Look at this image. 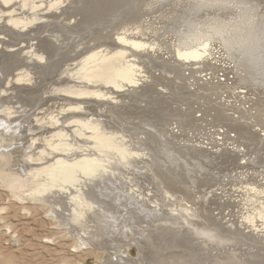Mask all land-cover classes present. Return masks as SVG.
Returning <instances> with one entry per match:
<instances>
[{"label": "rangeland", "instance_id": "obj_1", "mask_svg": "<svg viewBox=\"0 0 264 264\" xmlns=\"http://www.w3.org/2000/svg\"><path fill=\"white\" fill-rule=\"evenodd\" d=\"M2 1L3 0H0V9H2L0 10V14H8L7 12L11 11L19 12L20 10H25L27 14L30 11H40L42 8L41 11L43 10L42 12L44 13L40 12L38 15H42L44 19L41 18L40 20L42 22L38 20V22L32 24L33 26L30 25L29 27H33V30L31 28L29 30V27H27L25 29V31H27L25 32L26 35L24 32L15 35L11 32L15 28L10 26V24L8 25L9 28L5 26L8 24L6 23L8 20L5 17L3 19L4 22L1 19L0 51L3 49L6 54H12L10 57L8 55L5 56L6 54L4 52H2L3 55L0 53V56L2 55L0 58V85H3L0 87V90L5 87L7 83L5 81L9 79L8 76H12L13 78L16 77L23 65H26V59H24L26 53L24 51L28 47V50H32L33 46L30 45L37 43L35 45L36 47L34 46L35 50L37 48L36 52L39 50L38 53H42L41 56L45 55L46 59L41 61L42 63L37 60L36 63L35 60L37 57H35V59L33 56L34 59L30 61V63H27L29 69L24 65L27 70H30V72L33 71L32 73L34 76L40 70L44 72L42 75L37 74L41 77L40 81L37 83L39 86L37 87L36 85V89H34L35 87L33 89L28 88V90H30L28 91L26 90L27 87L26 89L24 87L23 89L26 90L25 92L19 89L16 93L17 96L15 94L16 97L14 98L7 99L6 96H0L1 99H4L2 101L3 105L0 104L1 129L6 124L12 128L14 125L20 123L22 129H24V126H26L31 119L34 120L32 126H35L25 128L22 133L24 136L21 140H13L14 138H11V140L9 137L3 138L0 135V144H3V146H0V151L3 148L13 149L14 146L19 145L18 143H26L24 147L21 148L20 152L11 156L10 160L7 157L0 160V264H108V260L114 259L115 261L116 259L115 255H112L114 251L111 247L117 246V243L106 244L108 246L105 248L85 245L83 240L76 235L77 233L84 234L81 232L82 230L80 231L81 228H79V224L74 223V221L70 219L72 220L70 224L74 226L70 224L68 226V218H63L55 212L56 209L60 208L59 204H65L67 199L63 198V196L62 198L57 196L53 198L50 197L51 199L45 195L43 197V195H40L39 188L34 183L33 177H36L34 169H30L29 172L25 174L22 173L23 171L19 167L20 158L31 154H25L24 152L26 149H29L27 145L31 141L37 140L38 135H41L43 131H47L46 129H48V125H43L41 122H38V120H35L36 115H38V110L45 107L46 112L50 111L49 113H53L58 111L57 106L59 107L60 103L68 102L69 106L68 108L66 107V112L64 111L60 115L61 117H66L67 115V117H70L72 114L80 115L84 113L78 109H73L74 107H71V105L73 106L76 103L84 106L93 104L90 99L93 100L94 98L91 96H83L81 98L75 97L73 99V96L69 95L71 98L66 99V96L68 97L67 94L61 91H53L51 88H56L58 86L63 87L67 84V81L68 84H71L74 79L68 77V75L71 76L70 65L80 63L88 53L95 50H110V56L115 58L116 62H114L116 65L120 64V67L121 65L126 66L125 64L131 62L135 64L134 67H136V71L133 73L135 76H133V78L139 80L138 84L136 86H129L125 82L127 85L125 84L120 91L114 93L119 96H121V93L123 95L128 93V95L126 94L125 96L122 95L119 97L121 99L120 102H124V104L120 103L123 105L122 107L118 105V107L116 105L114 106L116 109H119V111L114 108V112H112L111 105L113 106V104H110V110L109 108L105 109L103 101L105 100V102H107L106 99L102 100V103L99 102L102 104L101 108H98L99 103L95 104L94 107H97L96 113H103L108 109L107 112L104 113L106 114L105 118L108 122L110 120L109 124L117 125L120 124L121 120H124L126 123L129 121L127 125L129 124L128 129L130 132H134L133 126L135 125L137 126L135 130L138 131V133H136L138 137H140V134L144 133L148 135V137H142L146 142L141 143L139 148H150L154 159L155 156H160V158H158L162 163H153L149 165V167L157 171L159 170L158 172L160 175L163 173V179L169 178L167 172L168 170L172 171V165H174L171 163L178 161L181 165L173 166L175 169L173 168V172H171L172 175H177L179 178L188 174L186 176L188 179H185L186 182L188 183L191 181L188 184L190 186L192 185L191 187L194 190L197 186V192L201 191L198 193L200 195L202 193L203 195H201L203 199H201V201L207 203L202 202L205 205L209 203L214 205L215 202H218L217 199L221 198V192H213L214 186L216 184L218 185V183L219 185L217 188H221L220 186L223 185L226 188L232 189L231 192H233L234 183L237 182L241 183V181H247L249 179L252 181L254 180L259 186L264 183V164H262L264 163V138L258 136L257 139V133H262L260 130L264 127V0H58L59 3L55 5L54 8H49V6L50 2L55 0H36L39 4L38 7L34 9H30L32 7L31 4L22 7V9L21 5L22 1H25V3H34L36 2L35 0H30V2L29 0H15V2L11 0L7 3H3ZM42 3H44V5ZM18 6L19 10L17 8ZM48 8L50 12H48ZM46 12H48L49 15ZM25 13L23 11L24 15ZM40 23H42L43 26ZM37 24H40L39 27L35 26ZM142 25L144 27H142ZM5 27L10 30L5 29ZM234 29L236 30L233 31ZM8 31L10 32L7 33ZM28 32H30L31 35L28 34ZM243 32L250 33L251 41H248L250 45L247 42L243 45L241 42H234V44H232V35L242 34ZM8 35L10 38H8ZM121 35H125L129 41L142 43V49H135L129 43L119 41L118 37ZM8 39L9 41L7 42ZM4 41L5 43L10 42L8 44L9 47ZM39 42L40 44H38ZM11 43L14 46L11 45ZM205 44L208 45L205 46V51L199 56L196 55L188 58L177 56V51L196 47L202 49ZM16 47H18V50L20 47L21 49L18 51ZM116 50H124V57L121 58L118 56ZM218 51L219 53H216ZM45 56L43 57L45 58ZM6 57H10V63L14 62L13 65L4 66V59ZM16 57H18L17 60ZM22 60H25V62H23L24 64ZM34 63H36L37 66L36 64L34 65ZM19 66L21 67L19 68ZM39 66H42L41 69H39ZM35 67L36 70H38H35L36 72L34 71ZM67 69L68 73L66 72ZM59 79H63V82L61 83ZM223 79H225V81H221ZM73 82L77 85L82 84L76 81ZM86 86L88 85L86 84ZM100 86V90L106 93L104 95L105 98L110 96V90L113 92L116 90L112 85L100 84ZM108 86L112 88L108 89ZM96 88H93L92 93H94ZM48 90L49 93L45 95ZM42 94L45 98L42 100L38 99V102H35L34 98L39 95L42 97ZM46 96L48 97L46 98ZM56 96H60L61 99ZM122 97H125L124 100H122ZM100 99L96 98V101L98 102ZM17 101L23 103L24 106L30 105L34 108L30 113L22 112L21 109L12 116L11 114L13 112H9V110L11 109V105ZM84 115L85 114H83V116ZM76 119L78 120V118ZM69 120L73 121L74 118L68 119V123H70ZM174 123L178 124L180 128L182 127L181 129L183 132L185 131V135L183 136L184 139H182L183 141L175 139L172 136H167L168 134L166 135L164 129L174 126ZM138 128H141L143 133L139 134L140 130ZM209 128L212 130L211 136L217 137V135H220L223 142H230L231 138H235L234 140L237 139L236 142H238V144L246 145L244 153L246 159L244 158L245 163L242 165V168L239 167L240 163L237 161L239 155L233 153L237 159L236 161L230 160L226 154L227 151H225V148H222L224 152L220 155L221 158L219 157L218 160H203L205 157L203 158L200 153L195 152L191 155L190 160L187 159L190 162L188 161L186 163V160L180 159L179 155L177 156V153L180 152L179 149L181 144L190 145V143L193 142L192 145L202 146V144L198 142L199 140L190 142L189 138L191 135L197 133L200 135L205 132L207 133ZM108 130L109 128L107 131ZM222 130L224 131L223 133H225L224 135L219 132ZM4 131L7 130L4 129ZM186 132L189 133L187 134ZM162 135H166L164 137L166 139H164ZM206 137H208V135H206ZM148 138L152 140L149 141ZM71 139L75 142L76 139H79L78 142L83 143L87 141L86 138H76V136H72ZM197 139H199V137ZM254 140L256 141L254 142ZM8 143L10 145L5 147L4 144ZM235 144L236 143L233 145ZM132 148L135 149L134 147ZM161 154H163V158H161ZM164 155H166V157ZM201 158L202 161L200 160ZM146 159L150 160L149 158ZM195 159L196 161H194ZM198 159L200 161H198ZM253 159L254 161H251ZM256 159L257 161H255ZM199 162H201V164ZM17 163L19 164L17 165ZM260 163L262 166L259 167L258 165H260ZM135 164L137 165L136 172L146 171L147 173L143 174L149 179L151 174L149 173L148 166L146 164ZM161 164H163L164 169ZM177 167H179V169ZM13 170H17L20 174L21 177L18 180L13 175H7ZM31 170L33 175L31 174ZM188 171L192 172L189 174ZM243 171H247V173ZM123 172L128 171L124 170ZM181 172H184L182 176L180 175ZM245 175L247 177H245ZM229 179H231L230 182L227 181ZM195 182L197 185H195ZM124 183L120 182L118 184L119 188H122V191L126 188ZM193 189L190 188L191 191H193ZM97 192L98 191L95 193ZM52 199L56 200L52 202ZM86 200V203L79 209L83 212V216H80L82 218L81 221H88L92 219L93 215L91 209L94 207L91 206L90 203L88 204ZM212 200H215V202H212ZM219 200L222 201L223 199ZM55 201H57V203L59 202V204ZM225 203L226 206L230 204L227 200ZM225 203L221 206V202H218V205H216L220 210H223L226 207ZM238 207L240 208L241 206L238 205ZM227 209L230 208L227 207ZM207 211L212 213L210 209H207ZM221 212L223 213V211ZM157 218L155 222L153 221L151 223L152 225L150 224L151 226L149 225L151 229H153V224L163 223L162 219L159 221ZM227 220L228 218H226V221ZM81 221L79 222L82 223ZM82 224L85 226L84 223ZM72 229L76 230L74 231ZM228 230L229 232L235 230L236 232H240L241 228L232 229L233 231L231 228ZM117 234L118 231H116V236ZM113 236L115 235L110 234L111 238H113ZM157 238L158 237H156L155 246L146 238V241L148 240L147 242L150 244L147 245V248L146 244L143 245L144 250L142 252L139 250L138 246L132 243L129 250V257H131V259H138L137 262L134 260L136 264H140L141 262V264H237L232 257L216 254L215 250H213L211 254L214 256L211 260H208L210 257L207 260L206 257L202 258L199 252L201 251L206 254L207 251L215 247V245L207 244L204 239H199L198 235L195 233H193V239L186 237V242L180 244L179 247L174 246L167 249V251L164 250L166 251L164 253L165 256H162L164 254L161 255L156 252V245L168 247L163 241L171 242L174 240L171 239V234H165L163 237L161 236L160 238L162 240H158ZM190 243L195 244V248L189 246L191 245ZM259 243L263 244L252 243L255 249L258 248V252L256 253H260V255L256 254V257L254 256V251L257 250H254V248L251 249L252 255L249 254L250 251L248 249H245V264H264V258L262 257L264 256V249L262 247L264 241L261 240ZM199 247L200 249H198ZM244 248L246 247L244 246ZM259 248L262 250L260 251ZM119 264H122V262Z\"/></svg>", "mask_w": 264, "mask_h": 264}, {"label": "bare ground", "instance_id": "obj_2", "mask_svg": "<svg viewBox=\"0 0 264 264\" xmlns=\"http://www.w3.org/2000/svg\"><path fill=\"white\" fill-rule=\"evenodd\" d=\"M9 1H11V0H3L2 2L7 3ZM37 1L34 3H25V1H22L21 9H22V7H24V6L26 7L29 4H31V6H32L30 9H34L35 7L37 8L38 4H39V2L37 3ZM14 2H15V0H14ZM18 2H21V1H18ZM29 2H30V0H29ZM43 2H45V1H43ZM58 3H59L58 0L50 2V6H52V7L49 6V8H54V6L57 5ZM16 4H18V3H16ZM42 4L44 5V3H42ZM11 6H13V5H11ZM17 8L19 10V6ZM49 8H48V12H50ZM41 9H40V11H36V10L33 12L30 11L27 14L25 13V10H23L25 15L23 14V11H21V10L19 12L18 11H11V12H7L8 14H0V22H1V19L3 20L5 17L8 20L6 22L8 24L5 26L8 27V25L10 24V26L15 28L11 32H13L15 35L16 34H22L23 32L25 34V32H27V31H25V29L27 27H29L30 25L33 26L32 24H34L35 22H38V20H40L41 18L44 19L42 17V15H40L41 17L38 15L40 12L43 11V10L41 11ZM45 9H46V7H45ZM0 10H2V9H0ZM48 12H46V13L48 14ZM13 13H15V14H13ZM42 13H44V12H42ZM3 22H4V20H3ZM40 22H42V21L40 20ZM6 23H4V24H6ZM40 24L42 25V23H40ZM1 25H2V23H1ZM37 25H35V26L39 27V25L38 26ZM145 26H146V24H145ZM36 27H35V29H36ZM142 27H144V26L142 25ZM8 28L5 27V29L10 30ZM30 28L31 27H29L28 29L30 30ZM213 29H215V28H213ZM222 29H223V27H222ZM235 30L236 29H234L233 31H235ZM35 31H37V30H35ZM9 32L10 31H8L7 33H9ZM28 34H30V32H28ZM249 34H250L249 32H243L242 34L232 35V37H233L232 44H234V42H236V43L241 42L242 45L245 44L246 42L248 43V41H251ZM229 35H231V34H229ZM8 38H10L9 35H8ZM202 38H203V35H202ZM34 39L37 41V39L35 37H34ZM199 39H200V36H199ZM118 40L121 42H124V43H129L135 49H139V48L142 49V47H141L142 43L135 42V41H129L125 35H121L120 37H118ZM195 40H196V38H195ZM207 40H208V38H207ZM207 40H206V42H207ZM8 41H9V39L7 40V42ZM190 41H191V39H190ZM7 42L5 43V41H4V43L6 45H8L10 43V42L9 43H7ZM40 42L38 44H40ZM36 44L33 43L32 45H30V46H33L32 50H28L29 45L26 46V47H28L24 51L26 53V55L23 54L25 56L24 59H26V65L23 63V62H25V60L24 61L22 60V63L25 66H27V63H30V61H32L35 57H37V59L35 58L36 63H37V60H39L41 62V61H44L46 59L45 55H43V56H45V58H44L43 56H41L42 53L41 54L38 53L39 50L36 52L37 48H36V50L34 48V46ZM179 44H181V43H179ZM11 45H13V44L11 43ZM18 45H19V43H18ZM23 45H21V46H23ZM25 45H26V43H25ZM25 45H24V47H25ZM207 45L205 44L202 47V49H198L197 47L193 48V49H188V48L182 49L183 51H177V56L182 57V58L194 57L196 55L199 56L203 51H205L204 48ZM196 46H197V44H196ZM198 46H199V44H198ZM8 47H9V45H8ZM37 47H39V46H37ZM16 48L18 50V47H16ZM20 49H21V47H20ZM18 51H17V53H18ZM2 52H4L3 49H1L0 53H2ZM7 52H8V50H7ZM110 52H111L110 50H105V49H100L97 51L95 50L91 53H88V55L80 63L70 65L71 66V68H70L71 69V74H70L71 76L68 75V77L74 79L73 81H76L77 83H82L81 85H77L73 81H72L73 82V84H72L71 80H70L71 84H68V81L66 80L67 84H65V86H63V87L58 86L56 88H51V89H53V91H59V92L61 91V92H64L65 94H67L68 97L66 96V99L71 98L69 95L73 96L72 97L73 99L75 97L81 98L83 96H91L94 98L93 100L90 99L92 101L91 103H93V104H91V105L87 104V106H84V105H80V104L76 103L73 106L71 105V107H74L73 109H78L79 111L84 112L83 113V114H85L84 116H83V114H80V115L79 114H76V115L72 114L70 117H67L68 115L66 117H64V116L61 117L60 114H62L65 110H67V108L69 106L68 102H66V101L65 102L67 103V105H66V103H60L59 107L57 106L58 111L54 110L55 112H53V113H49L50 111L46 112L45 107H42V109L38 110V115H36L35 120L36 121L38 120V122H41V124H43V125H45V124L48 125L47 126L48 129H46L47 131H43L41 133V135H38L37 140L32 139L33 141H31L27 145L29 149H26V151H24V152H25V154H29V153H31V154L27 155L26 157L20 158V161H19L20 166L19 167L23 171L22 173L27 174L30 169H32V168L34 169V171H35L34 174L36 176V177H33L34 183L39 188L40 195H43V197L45 195L46 197H49V199H51L50 197L53 198V197L57 196V197L62 198V196H63V198L67 199V201H65L66 202L65 204L64 203L59 204V202L57 203V201H55L60 206V208L56 209L55 212L58 213L63 218H68V220H69L68 226L70 224V221H72V220L74 221V223L79 224V228H81L80 231L82 230L81 232H83L84 234L82 235L80 233H77L76 235L80 239L83 240V243H85V245H91V246L93 245V247H96V248H105L106 246H108L106 244H111L114 242L117 243V246L111 247V249H113V251H114V254H112V255H115L116 259H115V261H114V259H111L110 261L108 260L107 261L108 264H119L120 262H122V264H136L138 259H131V257H129L130 256L129 250H130V246L132 243L135 244L136 246H138L139 250L142 252L144 250L143 245L146 244V248H147V245L150 243L155 246L156 237H158L157 238L158 240H162L160 238L161 236L163 237L165 234H171V239H173L174 241H171V242L163 241V243L165 245H168V247L156 245V247H157L156 252L158 254L160 253L162 255L167 251V249L172 248L174 246L179 247L180 244L185 243L186 237H190L191 239H193L192 238L193 233L197 234L199 239L200 238L204 239L207 244L215 245V247H213L212 249H209L206 254H204L200 251L199 253L201 254L200 256L202 258L206 257V260H207L210 257L208 260H211L212 258H214V256L211 254H212L213 250H215L216 254H222L226 257H232L233 260L235 262H237V264H245L244 263V262H246V260H245L246 250L245 249H248L250 251L249 254L253 255V253L251 252V249L254 248V250H257L258 248L255 249V246L252 243L263 244V243H259V242L261 240L264 241V239H262V238H264V183L260 184L261 186H259V185H257L258 183L256 184L254 182V180L252 181V180L248 179L247 181H241V183L240 182L234 183L233 192H231L232 189L226 188L223 185L220 186L221 188H217L219 183L217 185L216 184L217 181L215 180L216 183H214V184H216V185L214 186L215 187L214 190L213 189L212 190H213V192L214 191L215 192L216 191L221 192L220 196L221 195L222 196L219 199H221V200L223 199L222 201L217 199L218 202H221V206H222V204H224L226 202V200L230 203V204L227 203L228 206H226V203H225L226 207L223 210H220L219 207H217L218 202L216 203L215 200L214 201L212 200V202H215L214 205H212V203H209L208 205H205L202 203L205 201H201L202 193H201V195L198 193L201 191L197 192V189H198L197 186L195 187V190H196L195 191L191 187L192 185L190 186L188 184L191 181H189L187 183L185 180V179H188V178H186V176L188 174L186 176L179 177V178L177 177V175L176 176L172 175L171 172H173V168L176 165L177 166L181 165V164H179L178 161L174 160L176 162L171 163L174 165H172V171L168 170V172H167V174H169V178L163 179L162 178V177H164L163 173L160 175L158 172L159 170L157 171V170L149 167V165H151L153 163H159V164L162 163L159 159L160 156H155V159H154L152 157L153 153H151L150 148H148V147L139 148L141 143L146 142L145 139H143L142 137L143 136L148 137V135L146 133L140 134V133H143L141 128H138L141 131V132L139 131L140 137H138L136 135V133H138V131L135 130L137 128V126H135V125L133 126L132 124H130L131 126L134 127V132L132 133L129 131V129H128L129 124L127 125V123L129 121H127V123H126L124 120H121L120 124H117L116 122L115 123L117 125L111 124V123L109 124L110 120L108 122V120L105 118L106 114L104 113V112H107L108 109L105 111L103 110L104 111V112L102 111L103 113H96L97 107L96 108L94 107L95 104L101 102L104 99H106V101H107V102H105V100L103 101L104 102L103 105H104L105 109L109 108V110H110V104H113V106L111 105V109L113 110L115 108V110L119 111V109H116V107H114V106L115 105L116 106L118 105L121 107L123 106L120 103L124 104V102H120L121 99L119 98L123 94L121 93V96H119V95H115L114 93L120 91L121 88L124 87V85L126 83L129 86H131V85L136 86L138 84V81H139V80H135L133 78V76H134L133 73L136 71V67H134L135 64L133 62H131V63L127 62L128 64H125L126 66L121 65V67H120L119 66L120 64L116 65V63H115L116 60L113 56H110V54H111ZM116 52L118 53V56H120L121 58H123L125 55L124 50H116ZM43 53L46 54L45 52H43ZM216 53H219V51ZM2 55H3V53H2ZM7 55L8 54H6L5 56H7ZM10 55H8V56H10ZM1 56H0V58H1ZM33 56H34V58H33ZM220 56H221V54H220ZM10 57H6L4 59V63H5L4 66L13 65L14 62L10 63ZM14 57H15V54H14ZM17 58L18 57H16V60H17ZM49 58H51V57H49ZM125 58H127V57H125ZM36 63H34V65ZM31 64H32V62H31ZM24 65H23V67H24ZM29 66H31V65H29ZM36 66H37V64H36ZM42 66H39L40 67L39 69H41ZM20 67L21 66H19V68ZM23 67H22L23 70L21 69L20 72L16 75V77L13 78L12 76H8L9 79L7 81H5L7 83H6L5 87H3L5 89L2 88L0 90V96H6L7 99L8 98H14L17 96L16 93L19 91V89L24 90L23 89L24 87H25V89L27 87L26 90H28V88L33 89L34 87H35L34 89H36V85H37L38 81H40V77H41V76L39 77V75L40 74L42 75L44 72L42 70H40V71L36 70V67H35L34 71L35 70L38 71L37 74H39V75L36 74L34 76L32 73L33 71L30 72V70H27L25 67L24 68ZM32 67H33V64H32ZM5 68H7V67H5ZM27 68H28V66H27ZM0 69H1V67H0ZM72 70L74 73L72 72ZM6 71H8V70H6ZM66 72L68 73V69L66 70ZM16 73H13V74H16ZM10 74H12V73H10ZM5 76H4V78H5ZM10 77H12V78H10ZM139 78H140V76H139ZM5 80H6V78H5ZM59 80L61 83L63 82V79H59ZM144 80H146V79H144ZM221 81H225V79H223ZM143 82H145V81H143ZM0 84H1V82H0ZM86 84L88 86H86ZM100 84L112 85L116 90L114 92L112 90H110V91L108 90L110 93V96L108 98H105L104 95L106 93L103 92L102 90H100V87H101ZM2 86L0 85V87H2ZM38 86L39 85H37V87ZM98 86H99V88H98ZM137 87H139V86H137ZM93 88H96L94 93H92ZM107 88L111 89L112 87L108 86ZM139 89H141V88H139ZM26 90H24L22 92H25ZM28 91H30V90H28ZM32 91H35V90H32ZM135 91H133V92H135ZM50 92H52V91H50ZM47 93H49V90L46 91L45 95ZM129 93H131V92H129ZM15 94H16V96H15ZM126 94L128 95V93H126ZM126 94H124L123 96H125ZM60 95H64V94H60ZM47 97L48 96H46V98ZM56 97H58V96H56ZM44 98H45V96H43V94H42V97H41V95H39L38 97L34 98V101L38 102V99L42 100ZM58 98H60V96ZM96 98L97 99L101 98V99H100V101L97 102ZM124 98L122 100H124ZM3 100L4 99L0 98V104L1 105H3L2 104ZM101 106H102V104L99 103L98 108H101ZM129 106H130V104H129ZM49 107H51V106H49ZM54 107H52V108H54ZM33 108L30 105L24 106L23 103L17 101L16 103L14 102L13 105H11V109L9 110V112H13L11 114L13 116L18 111H20L21 109H22V112L30 113V111L33 110ZM39 108H40V106H39ZM52 108H50V109H52ZM112 112H114V110ZM32 113H34V112H32ZM119 113H121V112H119ZM115 114H116V111H115ZM93 116H95V117H93ZM0 118H1V116H0ZM71 118H74V120L73 121L69 120L70 123H68V119H71ZM76 118H78V120ZM14 120H15V118H14ZM32 122H34V120L31 119V121H29L27 123V125L24 126V129H22L21 123L18 125H14L12 128H10V126L8 124H6L1 129L2 122L0 121V135L3 138L9 137L10 139L14 138L13 140H16V139L21 140V138H23V136H24L22 134L23 131L25 130V128H31ZM36 124H38V123H36ZM104 125L106 126V128ZM32 127H35V126H32ZM108 128H109V130L107 131ZM162 128H161V130H162ZM164 128H166V127H164ZM181 128L178 124H175L174 126H171L170 128L168 127L164 130H165L166 135L168 134L167 136H170V137L172 136L175 139L182 140V139H184L183 136L185 135L184 134L185 131L183 132V130ZM4 129H6L7 131H4ZM220 129H222V128H220ZM260 131L262 133H259V132L257 133V139H258V136L264 138V127H262V129ZM211 132H212V130L209 128L207 130V133L205 132L202 135H200L198 133L195 135H191L189 138V141L190 142L191 141L196 142L199 140L198 142H200L202 144V146H197L195 144L192 145L193 142L190 143V145L189 144H186V145L181 144L180 145L181 147L179 149L180 152L177 153V156L179 155L180 159L186 160V163L191 159V155H193L195 152L200 153L203 158L205 157V159H203V160H207V159L210 161L216 160V159L218 160L220 155L223 154V152H224V150H222V148H225V151H227L226 154L228 155L230 160L236 161L237 158L234 154L239 155V157L241 156L240 158L238 157L237 161L240 163L239 167L242 168V165L245 163L244 153H245V149H246L245 146L246 145L244 146V144L243 145L238 144V142H236L237 139L234 140L235 138L234 139L231 138L230 142H223L220 135L219 136L217 135V137H213V136H211L212 135ZM219 132H221L222 135L225 134V133H223L224 132L223 130L219 131ZM247 132H248V129H247ZM163 133H164V131H163ZM214 134H215V132H214ZM217 134H219V133H217ZM166 135H164V136L162 135L163 138ZM206 135H208V137H206ZM72 136H76V138H86L87 141L83 143V142H78L79 139H76V142H75L74 140L71 139ZM198 137H199V139H197ZM227 137H228V135H227ZM160 138H162V137H160ZM192 138H193V140H192ZM148 139H149V141L152 140L151 138H148ZM164 139H166V138H164ZM204 139H205V141H204ZM255 141L256 140H254V142ZM152 143H153V141H152ZM234 143H236V144L233 145ZM18 144L19 145L14 146L13 149H8V148L4 149L3 148L0 151V160L2 158H5V157H7L10 160L11 156L20 152L21 148L24 147V145L26 143L22 142V143H18ZM153 144L155 145V143H153ZM9 145H10L9 143L4 144L5 147H7ZM177 145H179V144H177ZM0 146H3V144H0ZM132 147H134L135 149H133ZM158 148H160V147H158ZM161 150H162V148H161ZM165 152H166V148H165ZM122 153H123V155H122ZM162 155L163 154H161V158H163ZM245 155H247V154H245ZM23 156H24V154H23ZM120 156H121V158H120ZM164 156L166 157V155H164ZM17 157H16V159H17ZM146 158H149L150 160H147ZM198 158H199V156H198ZM255 158H256V156H255ZM158 159L160 162L158 161ZM166 159H168V158H166ZM187 159H189V160H187ZM240 159H241V161H240ZM257 159L255 161H257ZM200 160L202 161V158ZM200 160L198 159V161H200ZM194 161H196V159ZM247 161H248V159H247ZM251 161H254V159ZM135 163L146 164L148 166L149 173L151 174L149 179H147L146 175L143 174V173L146 174L147 173L146 171L145 172H136L137 165ZM180 163H182V162H180ZM199 163L201 164V162H199ZM18 164L19 163H17V165ZM262 164H264V163H262ZM206 165H208V164H206ZM161 166L164 169L163 164H161ZM258 166L259 167L262 166L261 163ZM177 168L179 169V167H177ZM178 169H177V171H178ZM124 170L128 171V172H123ZM177 171H175V172H177ZM31 172H32V170H31ZM191 172H189V174ZM243 172L247 173V171H243ZM182 173H184V172H181V174H180L181 176H182ZM193 173H194V171H193ZM31 174L33 175V172ZM176 174H179V173H176ZM7 175H10V176L13 175L15 178H17V180L21 177L17 170H15V171L13 170L10 173H8ZM245 177H247V176L245 175ZM227 181L230 182L231 179H229ZM120 182H122V183L126 182V183H124L126 188H124L123 191H122V188H119V186H118V184ZM140 182H142V183H140ZM195 185H197V183ZM231 186H232V184H231ZM211 187H212V185H211ZM190 188L193 189V191H191ZM201 189H202V187H201ZM96 191H98L99 193L98 192L95 193ZM54 200H56V199H54ZM54 200L52 202H54ZM85 200L87 201L88 204L90 203L91 206L94 207L93 209H91V213L93 215H92V219H89L88 221H84V220L81 221L82 218L80 216H83V212L79 209H81L82 205L84 203H86ZM237 202H238V204H237ZM238 205H240L241 207L239 208ZM227 207H229L230 209H227ZM207 209H210L212 211V213L207 211ZM221 211H223V213ZM156 218L159 221L162 219L163 223L162 222H161L162 224H156L155 223V224H153L154 225L153 229H151L150 228V226L152 225L151 223L153 221L155 222ZM226 218H228L227 221H226ZM70 219H72V220H70ZM78 220L81 221L82 223H84L85 226L82 223H80ZM71 226H74V225H71ZM230 228H231V230L241 228V230H240V232H238V231L236 232V230L235 231L232 230L233 232H229L228 229H230ZM72 230H74V229H72ZM116 231H118L117 236H116ZM227 232H229V233H227ZM110 234L115 235V236H113V238H111ZM115 238H117V239H115ZM146 238L149 239L150 243L147 242L148 240L146 241ZM190 244L191 245H189V246H191V247H194V245H195L192 243H190ZM187 245H188V243H187ZM244 246L246 248H244ZM262 247L264 249V245H262ZM198 249H200V247ZM259 249H260V251L262 250L261 248H259ZM164 250H166V251H164ZM256 252H258V250L254 251L255 257H256V254L260 255V253H256ZM162 256H165V254ZM262 257L264 258V256H262ZM134 260H136V262Z\"/></svg>", "mask_w": 264, "mask_h": 264}]
</instances>
